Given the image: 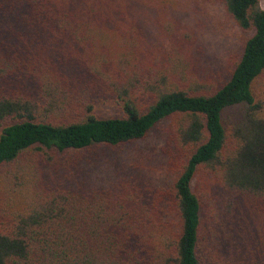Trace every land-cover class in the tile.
<instances>
[{
	"label": "trees",
	"instance_id": "obj_1",
	"mask_svg": "<svg viewBox=\"0 0 264 264\" xmlns=\"http://www.w3.org/2000/svg\"><path fill=\"white\" fill-rule=\"evenodd\" d=\"M219 1L253 31L222 85L149 50L135 2L0 0V264H264V9ZM101 97L122 115L97 116ZM170 118V210L99 183V151Z\"/></svg>",
	"mask_w": 264,
	"mask_h": 264
},
{
	"label": "rangeland",
	"instance_id": "obj_2",
	"mask_svg": "<svg viewBox=\"0 0 264 264\" xmlns=\"http://www.w3.org/2000/svg\"><path fill=\"white\" fill-rule=\"evenodd\" d=\"M130 2H135L134 12L141 14L139 18L146 21L143 25L146 47L164 57L178 52L185 58L186 67L201 82L226 83L246 41L253 35L252 30L243 31L234 22L219 0ZM260 4L264 9V0H260ZM159 60L166 64L162 58ZM263 84V78L256 83L259 93ZM98 99L97 116L122 115V108L116 99ZM174 120H164L145 139L108 152V156L99 151L101 161L91 168L99 183L115 195L119 192L121 181L131 182L139 188L141 199L147 198L159 206L160 200L156 196H160V207L170 210L172 189L182 165L180 158H183V153L170 143V127ZM200 182L201 191H198L201 194L210 192L215 197L212 178L201 175ZM253 226L255 232L260 230L264 233V214H258Z\"/></svg>",
	"mask_w": 264,
	"mask_h": 264
}]
</instances>
